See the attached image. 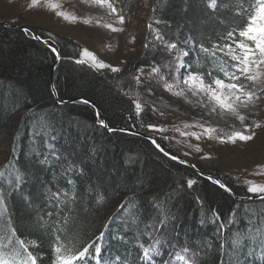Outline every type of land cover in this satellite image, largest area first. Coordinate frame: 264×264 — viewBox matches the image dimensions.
Instances as JSON below:
<instances>
[{"label":"trees","instance_id":"16d2710c","mask_svg":"<svg viewBox=\"0 0 264 264\" xmlns=\"http://www.w3.org/2000/svg\"><path fill=\"white\" fill-rule=\"evenodd\" d=\"M208 2L153 0L152 19L159 24H151L157 28L160 25L165 38L178 41V47L182 48L190 36L211 47L221 34L242 23L234 13L245 0H220L215 12L207 8ZM33 29L59 50L61 58L57 60L47 45L25 35L22 29L0 25V102L6 105L0 108V171L4 173L0 191L5 193L7 203L5 219H11L18 238L39 245L29 248L37 264H53L52 248L58 230L62 240L72 238L77 248L86 243L101 245V263L140 264L142 250L137 239L148 246L152 238L138 234L125 221L130 212L134 213L143 228L163 214L160 209L169 217L163 232L154 234L165 242L164 259H169V253L174 259L175 253L186 247L189 256L194 254L196 264H235L233 241L239 240L235 247L243 245L240 264H244L248 251L254 252L247 257L249 264H264V201L235 198L212 180L158 152L147 138L119 130L109 132L100 126L102 119L109 127L140 131L145 124L155 123L156 117L145 103H141L144 110L139 116L132 103L137 99L132 80L137 63L129 62L120 73L93 70L74 62L79 59L75 43L48 30ZM196 59L192 53L190 61L195 63ZM200 60L211 67V61L203 55ZM54 62L56 97L73 102L60 104L51 91ZM78 99H87L96 108ZM40 132L44 134L37 135ZM69 140L80 141L97 165L104 171L111 170L105 173L116 178L114 191L106 194L102 190L103 180L92 175L90 164L73 162ZM45 141L54 145L59 160L51 157ZM70 162L75 165L73 171L62 172ZM196 166L219 177L234 195H250L243 184ZM23 170L24 182L13 190L8 179ZM69 179L73 180L71 185L67 184ZM88 179L93 182L90 193L85 191ZM189 179L195 181L191 189L187 187ZM58 188L69 193L68 203L59 210L50 199V190ZM73 193L75 202L71 201ZM101 194L104 199L98 200ZM49 211L52 218L47 215ZM101 233L104 235L99 239ZM117 235L123 239H114ZM92 264H96L94 259Z\"/></svg>","mask_w":264,"mask_h":264},{"label":"snow or ice","instance_id":"6c2138e0","mask_svg":"<svg viewBox=\"0 0 264 264\" xmlns=\"http://www.w3.org/2000/svg\"><path fill=\"white\" fill-rule=\"evenodd\" d=\"M43 3L50 10L55 11L57 16H62L65 20L68 16L61 12L56 11L59 7L57 4L50 3L49 0H30L29 8H34ZM95 3L106 6L111 13L116 14L120 24L124 23L125 17L118 13L117 8L114 6L115 0H95ZM245 3L247 6H245ZM220 5V0H209L207 8L212 12H215ZM238 10L234 15L242 18V23L226 34H221L219 40L211 44V47L205 46L203 41H197L195 37H189L185 40L184 46L178 47V41H169L165 38V35L160 30H153L152 44H145V48L153 46L157 50L163 48V51L170 57L163 64L157 66L155 63L151 66L149 77H158L162 83L165 91L173 93L178 97H183L187 102H191L187 99L186 93L190 92L193 97H197V105L201 108H209L210 111L215 112L219 109L221 112L234 117L240 122L243 127L241 130H232L230 133H222V130L205 126V124L194 122L192 124H185V128H200V132H181L182 136H191L197 140L207 137L208 139H217L221 144H237V142L251 141L255 135L252 131L254 128L262 127V124L257 120H253L251 126L245 124L248 116L242 114V110H246L249 113H253L254 109H258L261 103H264V0H245L244 3L239 4ZM187 11V9H185ZM75 21L76 17L72 18ZM88 21H85L87 23ZM159 23V21L157 22ZM111 29V31H122L113 27L111 24L104 25ZM150 30L152 26L149 25ZM22 31L25 35H30L33 39L41 40L42 37L38 35L32 29L24 27ZM45 44L48 42L43 41ZM51 51L55 53L56 59L61 58L60 52L57 48H51ZM195 53L197 59L195 63L190 61V56ZM211 61V67L202 64L200 57ZM225 57L227 59H225ZM78 65H87L93 70H103L110 68L113 73H120L122 71L119 67H113L97 59V57L87 49L80 51V58L74 61ZM207 67V71L205 68ZM167 69V71H162ZM144 74L143 68H138L136 74L132 76V80L137 85L141 84V77ZM80 103L90 104L91 102L85 99H81ZM60 104H64L65 101H59ZM137 116L143 112V106L138 100L132 101ZM94 106V105H93ZM99 115V114H97ZM99 124L102 128H106L109 132L117 131V129L111 128L104 120H99ZM147 129L155 132H164L166 129L158 127L153 124H148ZM119 131L127 132L128 129H119ZM179 131V129H177ZM43 132L37 133V135H43ZM138 135L140 133H133ZM150 140L158 152L163 153L164 156L170 160L177 161L179 164H187V161L181 160L178 156L170 154L165 150L160 143L157 142L154 136L146 137ZM167 140L168 137H163ZM45 148L50 151L52 158L59 160L60 157L53 150L54 145L45 141ZM189 147H193L189 145ZM196 152H200L201 149L196 146ZM36 156L40 155L38 150L34 149ZM188 155V153H184ZM48 157L46 156L45 159ZM202 160H209L211 157L205 155L201 157ZM8 167L7 165L5 166ZM195 167V165H191ZM75 168V165L71 162L67 168L62 169V172H71ZM83 172V167L80 169ZM26 174V170L17 171L14 179L9 177L8 186L13 190L20 188L24 182L23 177ZM3 171H0V187H3ZM209 179H212L209 177ZM214 184H218L220 188L225 191L230 189L221 183L219 180H212ZM73 180L69 179L67 184L71 185ZM194 180L189 179L187 181V187L192 188ZM247 192L252 193L264 201V184L257 185L253 182H247ZM69 193L64 189L58 188L55 191L50 190V199L53 201V206L56 209H60L61 206H66L68 203ZM77 199L76 194L73 193L71 201L75 202ZM104 196L101 194L98 196V200H103ZM129 201H125L128 203ZM198 203L202 201L197 198ZM125 204H121V210L123 211ZM7 211V203L5 193L0 191V264H37V257L29 250L30 247H38L36 241H30L25 243L24 240L18 238L17 231L11 223V219H5V212ZM162 215L150 223H145L141 228L140 217L134 213H129V218L125 223L132 228H135L136 232L140 235H147L152 238V242L148 246H144L143 243L137 239L139 248L141 251L140 264H196V260L193 256H189L188 248H183L180 252H176L174 259L169 253V259H164V245L165 242L160 240L155 233L163 232L164 228L168 225L169 217L164 209H160ZM49 218L53 217V213L49 211L47 213ZM214 215L218 218L219 214L214 212ZM41 220L43 218H40ZM232 221L229 220V223ZM220 228H224V224L221 223ZM103 233L100 234L99 239L103 238ZM114 239H123V236H115ZM55 244L53 245V264H92L94 259L96 264H101L102 260V247L97 243H86L77 245L73 242L72 238H68L67 241L62 240L59 230L55 237ZM262 244H264V238H262ZM240 244L239 240L233 241V251L237 255L235 264H240L239 255L242 251L243 245L240 248L235 245ZM174 247V246H173ZM223 248V245L220 246ZM94 248V252L92 249ZM254 255V252L248 251L247 257ZM159 258L157 262L156 258ZM245 257L244 264H249V261Z\"/></svg>","mask_w":264,"mask_h":264},{"label":"rangeland","instance_id":"374dc122","mask_svg":"<svg viewBox=\"0 0 264 264\" xmlns=\"http://www.w3.org/2000/svg\"><path fill=\"white\" fill-rule=\"evenodd\" d=\"M49 2L57 4L59 7L56 11L65 13L68 19L57 16L55 11L50 10L43 3L29 8L30 0H0V21L16 28L26 26L33 31V28L48 30L66 38L78 46L79 58L80 51L87 49L98 60L113 67L122 68L129 62H136L137 66L132 71V75L136 74L138 68L144 70L141 84L137 85L134 81L136 100L145 103L154 113L156 121L152 123L153 125L166 129L162 133L150 132L147 129L148 124H145L140 131H136L154 136L165 150L192 163L197 169L196 165L209 168L211 172L215 171L223 177H229L243 184L246 189L249 181L257 185L264 184V103H261L258 109H254L253 113L242 110V114L248 116L245 124L251 126L253 120L262 124V127L252 129L255 135L246 143L238 141L235 145L221 144L215 138L203 137L197 140L191 136L181 135V132H200V128H185V124L194 122L218 128L224 134L232 130L243 131V127L238 120L219 109L211 112L210 106L201 108L196 103L197 97H193L190 92L186 95L191 102H187L185 98L165 91L158 77H149L150 68L154 63L159 66L170 58L163 48L159 50L153 46L145 48V44H152L153 30L162 29L160 25L156 27L159 24L158 20L152 19L153 0H119L114 3L118 13L125 17L123 24L119 23L116 14L111 13L106 6L95 3V0H49ZM73 17H76L75 21ZM85 21L88 22L85 23ZM152 21L156 24L155 26H152ZM198 21L200 22L199 19ZM107 24L122 31L113 32L104 26ZM149 25L152 26V30ZM105 70L111 71L110 68ZM162 71L166 72L167 69ZM5 106L0 102V108ZM163 137L168 139L165 140ZM68 142L73 162L90 164L92 175L103 180L102 190L106 194L114 191L116 178L105 173L111 170L107 168L104 171L97 165L91 158V154L86 153L80 141L71 140L70 142L69 140ZM196 146L201 149L200 152L195 151ZM205 155L211 159L202 160L201 157ZM191 169L194 174H198L193 168ZM211 175L217 177L214 174ZM86 185L85 191L90 193L93 190V182L88 179Z\"/></svg>","mask_w":264,"mask_h":264},{"label":"water","instance_id":"95a60500","mask_svg":"<svg viewBox=\"0 0 264 264\" xmlns=\"http://www.w3.org/2000/svg\"><path fill=\"white\" fill-rule=\"evenodd\" d=\"M0 25H3V26H12L11 24H7V23H5V22H3V21H0ZM24 27H26V26H19L18 28H20V29H23ZM28 28V27H27ZM39 41H41V42H43L44 40L43 39H41V40H39ZM44 43V42H43ZM45 44V43H44ZM45 45H47L50 49L51 48H55V47H53L51 44H49V43H47V44H45ZM55 54V53H54ZM56 56V55H55ZM56 62V61H55ZM55 62L53 63V66H52V69H51V72H50V81H51V91H52V93H53V95L56 97V92H55V89H54V86H53V84H52V81H53V68H54V65H55ZM56 99H57V97H56ZM58 100V102L59 101H61L60 99H57ZM78 100H81V99H78ZM85 100H87V99H85ZM62 101H65V103H69V102H73L74 100L73 99H64V100H62ZM89 101V100H88ZM91 102V101H90ZM90 104H92V105H94L92 102L90 103ZM94 107L96 108V106L94 105ZM111 128H114V129H117V130H119V129H128V128H125V127H119V126H113V127H111ZM127 132H129V133H140V132H138V131H136V130H131V129H128V131ZM138 135H140V136H143V137H148V135H146V134H143V133H140V134H138ZM171 154V153H170ZM173 155V154H172ZM177 156V155H176ZM179 157V156H178ZM180 158V157H179ZM181 160H184V159H182V158H180ZM185 161V160H184ZM177 162V161H176ZM183 165H186V166H189V167H191V165H193L192 163H190V162H188L187 161V164H183ZM191 168H193L199 175H202V176H204V177H206V178H208L209 179V177H211L212 179L211 180H219L217 177H215V176H213V175H211V174H208V173H204V172H202L201 170H199V169H197L196 167H191ZM220 181V180H219ZM221 182V181H220ZM222 183V182H221ZM218 185V184H217ZM225 185V184H224ZM219 186V185H218ZM223 189V188H222ZM226 192H228L229 194H231V195H233L235 198H238V199H259V196H256V195H249V196H236V195H234L231 191H226Z\"/></svg>","mask_w":264,"mask_h":264}]
</instances>
